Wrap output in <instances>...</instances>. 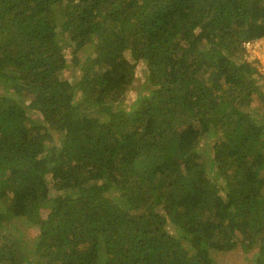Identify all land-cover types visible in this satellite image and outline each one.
<instances>
[{"label":"trees","instance_id":"trees-1","mask_svg":"<svg viewBox=\"0 0 264 264\" xmlns=\"http://www.w3.org/2000/svg\"><path fill=\"white\" fill-rule=\"evenodd\" d=\"M261 38L264 0H0V264H264Z\"/></svg>","mask_w":264,"mask_h":264},{"label":"rangeland","instance_id":"rangeland-1","mask_svg":"<svg viewBox=\"0 0 264 264\" xmlns=\"http://www.w3.org/2000/svg\"><path fill=\"white\" fill-rule=\"evenodd\" d=\"M258 42L261 45V49L254 52V45H252L249 48V52L251 51L252 54L251 53L249 54L247 52V57L249 58V60L254 61L257 64L259 70L264 74V46H262L261 44L262 42L264 43V38L259 39ZM140 68L141 67H138L137 70H139ZM138 75L143 76L144 75L143 70H140L138 72ZM33 230L34 228L31 227L28 231L30 233H33ZM248 256L250 255L246 254L241 246H238L236 249H233L231 251L219 253L216 256L217 259L215 264H250V260L248 259Z\"/></svg>","mask_w":264,"mask_h":264},{"label":"built area","instance_id":"built-area-1","mask_svg":"<svg viewBox=\"0 0 264 264\" xmlns=\"http://www.w3.org/2000/svg\"><path fill=\"white\" fill-rule=\"evenodd\" d=\"M261 44H262V46H264V43H263V42H262ZM252 45H254V52H256V51H258V50L261 49V45H260V43L258 42V40L255 41V42H246V43H245V47H246L247 52H248L249 54H250V53L252 54L251 51L249 52V48H250Z\"/></svg>","mask_w":264,"mask_h":264}]
</instances>
